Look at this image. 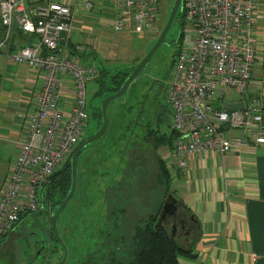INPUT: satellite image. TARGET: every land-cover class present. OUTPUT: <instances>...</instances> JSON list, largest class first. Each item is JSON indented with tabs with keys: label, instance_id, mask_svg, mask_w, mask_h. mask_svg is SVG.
Wrapping results in <instances>:
<instances>
[{
	"label": "built area",
	"instance_id": "obj_1",
	"mask_svg": "<svg viewBox=\"0 0 264 264\" xmlns=\"http://www.w3.org/2000/svg\"><path fill=\"white\" fill-rule=\"evenodd\" d=\"M109 1L114 30L140 33L157 26L159 0ZM72 2L81 9L94 4V0ZM181 6L189 28L166 81L165 100L171 110L168 126L175 131L168 152L184 166L194 153L211 151L221 156L263 146V104L259 95L246 94L254 58L255 0H182ZM75 17L65 0H0V47L13 20L23 31L35 34V39L7 57L36 69L40 77L23 139L0 185V234L7 232L21 213L39 208L38 186L83 137L85 84L97 76L98 67L91 63V54L78 60L67 45ZM61 33L65 37L59 45ZM228 92L240 95L230 101L240 100L241 107L221 106ZM229 128L239 133L226 134L224 130Z\"/></svg>",
	"mask_w": 264,
	"mask_h": 264
},
{
	"label": "rangeland",
	"instance_id": "obj_2",
	"mask_svg": "<svg viewBox=\"0 0 264 264\" xmlns=\"http://www.w3.org/2000/svg\"><path fill=\"white\" fill-rule=\"evenodd\" d=\"M103 1L110 6L108 0ZM171 1H158L159 21L157 26L147 32L131 33L125 30H114L108 21L104 23L98 21L96 24L106 35L107 47L104 54L92 53L90 60L96 67H103L106 72L101 78L88 80L85 84L87 122L83 131L84 137L97 128L100 101L105 95L111 93L110 88L106 89L103 85L113 71L127 70L147 51L167 15ZM95 5H97L96 2L92 9L96 7ZM180 10L182 6L179 7L163 40L145 65L127 85L124 92L107 104L105 109L107 124L104 133L85 144L78 154L75 189L73 195L59 211L56 221L58 236L67 252L63 264H73L75 259L80 260L90 255L92 257L104 251L109 245L115 246L114 237L116 239L119 236L123 237L122 240L117 241L121 247L128 244L132 224L146 212L153 211V205L161 195L160 191L153 189L150 181L155 171L150 146L144 145L147 153L138 155V159L142 157L141 160L145 161L147 167L143 168L146 169L143 170L145 174L141 177L142 171L138 170L137 177L131 180L133 181L131 184L127 180L131 172L128 166L136 160V154L132 155L130 151L129 158L125 156L130 144L133 145L131 149L134 151L140 150L141 145L138 146V144L141 143H138L137 139L133 141L131 139L133 136L134 138L142 136L143 127L140 126L143 122L148 125V128L156 130L153 134L169 131L166 124L170 119L171 110L165 100L166 81L172 70L173 57L181 45L184 32L189 28L186 22L183 25L178 23L177 14ZM93 14L95 19L103 17L97 12ZM104 17L108 19L107 15ZM77 59L83 60L81 55H77ZM238 96V93L228 92L223 96V100L238 98ZM217 101L219 103L221 99ZM231 129H225L224 132L227 134ZM135 131L138 132L136 136ZM166 149L164 146L158 147L160 151L158 153L162 155ZM83 157L86 158L83 159ZM122 157L126 160L124 164ZM111 180L117 181L115 187L120 188L122 193L116 197L117 195L113 194L107 186L105 191L107 198H104L100 187L103 189L102 185L106 182L111 183ZM141 181L144 184H141ZM125 188L128 189L125 191ZM127 194H129L128 206L121 210L127 205L125 201ZM148 199L151 204L146 203ZM44 206L47 208V205L44 204ZM45 207L41 204L38 211L25 213L12 229L0 234V264H37L38 258L33 256V250L36 251L39 245H42L45 250L52 247L53 241L47 236L48 213ZM114 207H120V211L116 210V213L112 210L113 217L110 209ZM55 248L54 253L46 252L43 262L38 264L54 261L60 253L59 247ZM39 251L38 249L37 254Z\"/></svg>",
	"mask_w": 264,
	"mask_h": 264
},
{
	"label": "crops",
	"instance_id": "obj_3",
	"mask_svg": "<svg viewBox=\"0 0 264 264\" xmlns=\"http://www.w3.org/2000/svg\"><path fill=\"white\" fill-rule=\"evenodd\" d=\"M65 1L78 16L67 38L70 50L81 56L104 54L106 35L96 24L111 22V3L107 6L103 0H94L97 3L94 9V4L81 9L72 0ZM94 12L107 15L108 19H95ZM252 24L254 58L246 94L260 96L264 119V0H255ZM2 35L0 23V39ZM64 37L61 33L59 45ZM35 38V34L23 31L13 20L9 36L0 47V185L23 139L26 115L40 84L36 69L11 60L7 54ZM99 70L105 71L103 67H98ZM237 133L236 129L227 132ZM138 151L135 149L136 155ZM156 151L160 152L158 148ZM151 152L154 158L152 148ZM161 156L170 173L172 194L193 213L198 223L193 236L180 240L190 254L178 252V264H264V145L228 151L221 156L211 151L194 153L186 158L184 166L178 165L167 149ZM37 197L40 199V185ZM28 212H23L10 229Z\"/></svg>",
	"mask_w": 264,
	"mask_h": 264
},
{
	"label": "trees",
	"instance_id": "obj_4",
	"mask_svg": "<svg viewBox=\"0 0 264 264\" xmlns=\"http://www.w3.org/2000/svg\"><path fill=\"white\" fill-rule=\"evenodd\" d=\"M177 17H178L177 19L178 23L183 25L184 20H183L182 10L178 12ZM132 65L127 70L113 71L111 76L107 79L106 84H104L103 86L106 87V89L110 88L111 92L115 91L117 87L119 86V84L121 83V81L123 80L124 76L127 74V72L132 67ZM99 72L100 70L98 71V74L95 77L97 79L101 78L102 74L105 73L106 71H103V73L100 72V74ZM97 114H98V119L100 121L99 108H98ZM147 114H149V109H147ZM166 125L169 130L168 133L163 132L161 134H153L154 132H156V130L148 128V125L145 122H143V124L140 126V127H143L142 129L143 134L141 137L136 136L138 132L136 131L134 132V135L138 137L137 139L138 142L141 143V144H138V146L141 145L139 148L141 151L140 150L138 151L136 155V160L134 162H131V164H129L128 167L131 170V172L128 171L130 173V176L128 177L126 176L129 184L133 182L131 180L134 177H137L136 173L138 172V170H141L142 171L141 173L143 174V175H140L139 173V175L141 177L144 176L145 173H143V170H144L143 168L146 167L145 161L143 162L141 160L142 157L141 159H138V155L147 153L145 146L149 145L150 146L149 148L150 149L152 148L154 152L153 163L155 165L154 170L156 171V172L155 171L153 172L152 178L150 179V181H151L152 186L154 187L153 189H155V191H158V192L160 191L161 193L159 199L155 201V204L153 205V208H154L153 211L151 212L148 211L144 215L140 216L139 218L135 220V222L132 224V230H131L132 233L130 234V237H129L130 240L128 244L126 245L124 244L121 247L120 245H118L117 241H119L120 239L122 240L123 237L119 236L117 237V239L114 237V240H116L115 246L109 245L104 251H100L99 254H95L92 257L90 255V256L82 257L80 260L75 259L74 260L75 262L73 264H178L177 262L178 252L190 254V250L188 248H183L182 245L180 244V240L181 239L184 240L183 236L178 237L175 233H171L170 226L164 225L162 222L160 223L155 222L156 216L159 212L160 205L162 203L164 196L166 195L167 192H170L172 194L169 170L166 166L164 158L160 154H158L156 151V149L160 146L170 148L172 140L175 137V131L169 128L168 122ZM83 138L84 136L82 137V139ZM133 138L134 136L132 137V139ZM131 146L132 144H130V148L128 146L129 150L127 151V154L125 157L129 158L130 151H132L131 152L132 155L135 154V151L131 149ZM84 158L86 157H83V159ZM122 159L124 160L123 162L124 164L126 160L123 157ZM138 161H141L142 163L138 164L137 163ZM119 173H121V171ZM69 182H70V166H69V156H68L65 159V161L60 165V167H58L52 173H50L45 178V180L40 184V199L39 198L38 199H39L40 205L42 204L44 206L45 204L48 206V208L44 206L48 214L52 209H54L56 204L65 195L68 189V186H69ZM115 182L117 181L111 180V183L107 184L108 182H106L102 185L104 187L103 189L100 187L101 194H103L104 198H107L105 195L107 186H109V190L113 194L117 195L116 197H118L120 193H122V190L120 188L115 187V184H116ZM75 184H76V179H75ZM141 184H144V182L141 181ZM127 189L128 188H125V191ZM128 195L129 194L126 195V200H125L127 202V205L125 207L123 206L121 210H124L128 206V202H129V200L127 199ZM121 202H122V199H121ZM147 202L148 204L149 203L151 204L149 199L148 201L146 200V203ZM180 204H181V208L178 209V211L176 212V215L178 216L179 219H182V218L187 217L189 210L181 202ZM112 210L117 213V211H120V207H114L113 209L112 208L110 209L111 214L114 217V213L112 212ZM34 211H38V209ZM20 215H22V213ZM20 217L21 216H19V218ZM176 226H177V230L179 231L185 230V228L180 227L179 222L176 223ZM47 236L49 239L53 241L52 247H50L48 250H45L43 246H38L37 248L40 251L36 255L34 254V250H33V256L35 258H38V263L43 262V257L46 255V252L54 253L56 251V248H55L56 246H58L60 249V246L58 245V243L55 241L54 237L52 236L49 230V227L47 228ZM60 255H61V249H60V253L58 254V256L51 263L59 259ZM51 263H48V264H51Z\"/></svg>",
	"mask_w": 264,
	"mask_h": 264
},
{
	"label": "water",
	"instance_id": "obj_5",
	"mask_svg": "<svg viewBox=\"0 0 264 264\" xmlns=\"http://www.w3.org/2000/svg\"><path fill=\"white\" fill-rule=\"evenodd\" d=\"M181 2H182V0H172L171 1L167 15H166L158 33H157V35L155 36L152 44L149 46L147 51L142 55V57H140L132 65V67L127 72V74L124 76L123 80L121 81V83L119 84L117 89L115 91L105 95L101 99L100 104H99L100 121H99L97 128L92 133H90L89 135L84 137L82 140H80L75 145V147L73 148V150L71 151V153L69 155L70 182H69L68 189H67L65 195L62 197V199L56 204L54 209H52L48 214L49 230H50L52 236L54 237L55 241L59 244V246L61 248V255H60L59 259H57L55 262H53L51 264H62L66 259L67 252H66L64 244L62 243V241L60 240V238L58 236V232H57V228H56V219H57L59 211L61 210L63 205L68 201V199L71 197V195L74 191L75 175H76V171H77V155H78V152L85 144H87L90 141L100 137L104 133L105 128H106V124H107V118L105 115V109H106L107 104L109 103V101L111 99L118 97L119 95H121L124 92L127 85L133 80V78L138 74V72L141 70V68L148 61V59L150 58L153 51L156 49V47L163 40V37L166 34L167 30L169 29L170 24L172 23L176 12L178 11L179 7L181 6ZM241 105H242V102L240 100H237V101L223 100L221 102V106L223 108H235V107H241ZM179 208H181L180 202L176 200V198L173 194H171L170 192H167L166 195L164 196L163 200H162V203L160 205V209H159V212L156 216L155 222L160 223L161 219H163L165 216H172V215L176 214V212L178 211ZM179 224H180L181 228H185V230L182 232L184 234H186L188 232V229H186V228H191V227L198 228V223H197L195 217L193 216V213H191V212L188 213L187 217L180 219ZM171 226L173 228H175L174 223H171ZM171 233H174L173 229L171 230ZM37 252H38V249L35 251V253H37Z\"/></svg>",
	"mask_w": 264,
	"mask_h": 264
},
{
	"label": "flooded vegetation",
	"instance_id": "obj_6",
	"mask_svg": "<svg viewBox=\"0 0 264 264\" xmlns=\"http://www.w3.org/2000/svg\"><path fill=\"white\" fill-rule=\"evenodd\" d=\"M179 218L176 214L172 215V216H165L163 219H161V222L164 224V225H167V226H170L171 227V230L173 229L174 230V233L178 236V237H187V236H193L195 234V231H196V228L195 227H191V228H186L188 229V232L186 234L182 233L183 231H179L177 230V226H176V223L179 222ZM171 223H174V227L173 228L171 226ZM59 245V244H58ZM39 246H42V245H39ZM61 249V248H60ZM34 254L36 255L37 253H35L34 251Z\"/></svg>",
	"mask_w": 264,
	"mask_h": 264
}]
</instances>
